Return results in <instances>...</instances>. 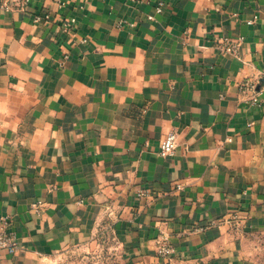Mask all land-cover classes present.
Returning <instances> with one entry per match:
<instances>
[{
	"label": "crops",
	"instance_id": "obj_1",
	"mask_svg": "<svg viewBox=\"0 0 264 264\" xmlns=\"http://www.w3.org/2000/svg\"><path fill=\"white\" fill-rule=\"evenodd\" d=\"M2 227L0 264H264V0H0Z\"/></svg>",
	"mask_w": 264,
	"mask_h": 264
},
{
	"label": "built area",
	"instance_id": "obj_2",
	"mask_svg": "<svg viewBox=\"0 0 264 264\" xmlns=\"http://www.w3.org/2000/svg\"><path fill=\"white\" fill-rule=\"evenodd\" d=\"M160 11H161V7H158L157 12ZM150 18L152 19L153 17L150 16ZM74 21H75L74 19L71 20V22ZM249 22L252 23L253 21H249ZM241 43H242V38L236 40H231L226 38L223 41V50L225 53L237 55L239 53V48L241 46ZM176 146H177V134L176 132H169L161 143L160 146L161 155L163 156L172 155L175 151ZM178 188H180V186H178ZM145 194H146L145 191L139 192L140 196ZM18 248L19 245L16 236L13 233L7 231L6 228L4 227L0 228V252L8 251L10 253H15L18 250ZM173 252H174L173 247L167 244L165 240L164 242L159 244L158 253L160 256L168 257L171 254H173Z\"/></svg>",
	"mask_w": 264,
	"mask_h": 264
},
{
	"label": "rangeland",
	"instance_id": "obj_3",
	"mask_svg": "<svg viewBox=\"0 0 264 264\" xmlns=\"http://www.w3.org/2000/svg\"><path fill=\"white\" fill-rule=\"evenodd\" d=\"M121 260L119 247L108 236L87 251H70L62 264H121Z\"/></svg>",
	"mask_w": 264,
	"mask_h": 264
}]
</instances>
